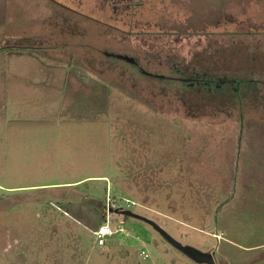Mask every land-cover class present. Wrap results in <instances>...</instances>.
<instances>
[{
    "label": "rangeland",
    "instance_id": "obj_1",
    "mask_svg": "<svg viewBox=\"0 0 264 264\" xmlns=\"http://www.w3.org/2000/svg\"><path fill=\"white\" fill-rule=\"evenodd\" d=\"M109 202L264 264V0H0V264H204Z\"/></svg>",
    "mask_w": 264,
    "mask_h": 264
},
{
    "label": "water",
    "instance_id": "obj_2",
    "mask_svg": "<svg viewBox=\"0 0 264 264\" xmlns=\"http://www.w3.org/2000/svg\"><path fill=\"white\" fill-rule=\"evenodd\" d=\"M118 58L120 60H124L127 62H131L130 59L125 58V57H121L118 56ZM122 215L127 216V217H131V218H135L147 225H149L152 229H154V231H156L172 248L176 249L177 251H179L180 253L186 255L187 257H189V259H193L196 263H204V264H212L211 258L209 255H204L201 254L198 251L193 250L192 248L189 247H183L181 244H179L178 242H176L173 238H171L165 231H163L159 226H157L155 223H153L152 221L134 215L131 212H123Z\"/></svg>",
    "mask_w": 264,
    "mask_h": 264
},
{
    "label": "built area",
    "instance_id": "obj_3",
    "mask_svg": "<svg viewBox=\"0 0 264 264\" xmlns=\"http://www.w3.org/2000/svg\"><path fill=\"white\" fill-rule=\"evenodd\" d=\"M126 208L129 206H134L133 202H129L127 200L123 201ZM108 204V210L112 209L114 212L123 213L125 209L119 204V203H107ZM110 206V207H109ZM121 231L120 229L118 230ZM116 232H112L109 228L107 222L105 224L100 225L96 230L92 232V235L94 237V240L96 244L101 247L104 246L105 239L115 236Z\"/></svg>",
    "mask_w": 264,
    "mask_h": 264
},
{
    "label": "flooded vegetation",
    "instance_id": "obj_4",
    "mask_svg": "<svg viewBox=\"0 0 264 264\" xmlns=\"http://www.w3.org/2000/svg\"><path fill=\"white\" fill-rule=\"evenodd\" d=\"M122 57V56H121ZM125 58H127V57H125ZM129 59V58H128ZM131 60V63H134V61H132V59H130Z\"/></svg>",
    "mask_w": 264,
    "mask_h": 264
},
{
    "label": "trees",
    "instance_id": "obj_5",
    "mask_svg": "<svg viewBox=\"0 0 264 264\" xmlns=\"http://www.w3.org/2000/svg\"><path fill=\"white\" fill-rule=\"evenodd\" d=\"M99 226H100V225H99ZM99 226H98V227H99Z\"/></svg>",
    "mask_w": 264,
    "mask_h": 264
}]
</instances>
